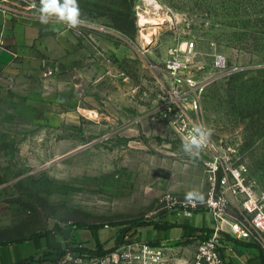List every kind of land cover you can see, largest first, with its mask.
I'll list each match as a JSON object with an SVG mask.
<instances>
[{
  "label": "rangeland",
  "instance_id": "rangeland-1",
  "mask_svg": "<svg viewBox=\"0 0 264 264\" xmlns=\"http://www.w3.org/2000/svg\"><path fill=\"white\" fill-rule=\"evenodd\" d=\"M120 1L78 0L85 23L70 29L42 24L39 0H0L11 55L0 68V238L23 258L48 250L51 238H29L44 233L91 249L124 231L145 239L173 222V200L205 194L202 153L185 155L158 111L164 64L188 41L208 71L217 58L238 68L208 86L203 113L264 189V0Z\"/></svg>",
  "mask_w": 264,
  "mask_h": 264
},
{
  "label": "built area",
  "instance_id": "built-area-1",
  "mask_svg": "<svg viewBox=\"0 0 264 264\" xmlns=\"http://www.w3.org/2000/svg\"><path fill=\"white\" fill-rule=\"evenodd\" d=\"M215 61L216 70L208 71L195 41L170 50L163 68L170 83L158 111L182 137L193 122L208 125L203 113L208 86L215 78L228 76L238 69L230 67L225 59ZM201 153L207 181L205 202L193 207L185 203V198L173 200L176 215L191 216L206 211L214 218L209 236L199 241L192 260L181 262L165 244L137 235L105 248V252H82L71 244L47 250L25 260L24 264H226L224 248L229 237L258 244L264 249V189L260 188L250 166L238 156L234 146L214 134Z\"/></svg>",
  "mask_w": 264,
  "mask_h": 264
},
{
  "label": "crops",
  "instance_id": "crops-1",
  "mask_svg": "<svg viewBox=\"0 0 264 264\" xmlns=\"http://www.w3.org/2000/svg\"><path fill=\"white\" fill-rule=\"evenodd\" d=\"M10 56V52L2 47L0 34V68H2V61L8 60ZM167 219H173L172 224L174 225L167 228L162 226H150L147 229L142 230L141 233L146 231V238L157 244H165L170 250V253L177 257L179 261L186 262L192 260L199 241L205 238L206 235L205 232L196 230V228L212 229L214 223L212 214L206 211L196 212L191 216L174 214ZM162 223L163 222H159L161 225ZM174 226L183 228L182 236H169L170 228ZM60 234L61 233H44L29 238L37 239L41 236H46L48 239L51 238L52 243L48 244V250H50L49 248L53 249L62 246V242L57 241V238ZM2 245H5V248H3ZM2 256L5 257L3 264L20 263L28 259L21 256L14 240L5 241L0 238V264H2ZM224 259L226 264H264V249L258 244L229 237L224 248Z\"/></svg>",
  "mask_w": 264,
  "mask_h": 264
},
{
  "label": "clouds",
  "instance_id": "clouds-1",
  "mask_svg": "<svg viewBox=\"0 0 264 264\" xmlns=\"http://www.w3.org/2000/svg\"><path fill=\"white\" fill-rule=\"evenodd\" d=\"M36 8L35 2L32 4ZM39 20L42 24H49L55 20L66 25L70 29H76L85 21L82 19L78 0H39L37 9ZM264 68V64L256 65ZM213 129L203 122H193L190 130L182 137V150L185 155L195 160L199 158L201 151L207 146ZM205 202L204 193L199 189H192L185 194V203L196 206Z\"/></svg>",
  "mask_w": 264,
  "mask_h": 264
},
{
  "label": "trees",
  "instance_id": "trees-1",
  "mask_svg": "<svg viewBox=\"0 0 264 264\" xmlns=\"http://www.w3.org/2000/svg\"><path fill=\"white\" fill-rule=\"evenodd\" d=\"M131 1L132 0H121L120 2L127 3V4L130 5ZM117 26L121 28L122 27V24L121 23L120 24L118 23ZM78 225L79 226H82L81 223L78 224ZM153 225L155 227L162 226V227H166L167 228V227L173 226L174 224L171 223V224H162L161 225V224L155 222ZM196 230H201V231L205 232V234H206L205 237L209 236V232L211 231V229H208V228H200V229L196 228ZM128 239L129 238L126 235V231H124V234L118 240L117 245L120 244V243H122V242H124V241H127ZM70 242H71V244H74L73 245V248L74 249L79 250V251H82V252L98 253L99 251H104V252L107 251V250L103 249L102 247H98L97 249H91V248L83 247V246L80 245L82 242L77 237L71 238L70 239ZM13 264H24V261L23 262H20V263H13Z\"/></svg>",
  "mask_w": 264,
  "mask_h": 264
}]
</instances>
